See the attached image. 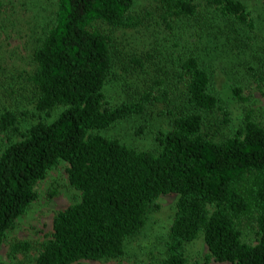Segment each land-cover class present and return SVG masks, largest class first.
<instances>
[{
	"label": "trees",
	"instance_id": "obj_1",
	"mask_svg": "<svg viewBox=\"0 0 264 264\" xmlns=\"http://www.w3.org/2000/svg\"><path fill=\"white\" fill-rule=\"evenodd\" d=\"M139 3L24 2L44 16L26 68L0 64V244L36 199L38 180L64 161L80 197L56 212L33 264L125 256L166 193L176 201L161 264H185L186 245L199 236L207 258L264 264V126L246 111L216 135L230 117L213 83L228 60L264 84V24L242 0ZM117 68L121 84L137 80L114 103L106 87ZM232 92L244 100L238 86ZM156 103L169 126L153 148L101 133Z\"/></svg>",
	"mask_w": 264,
	"mask_h": 264
},
{
	"label": "rangeland",
	"instance_id": "obj_2",
	"mask_svg": "<svg viewBox=\"0 0 264 264\" xmlns=\"http://www.w3.org/2000/svg\"><path fill=\"white\" fill-rule=\"evenodd\" d=\"M0 1L3 4L2 14H0V19L2 15L0 53L5 55L0 57V64L5 62L12 67L26 68L35 30L39 29V23L41 25L44 15L38 21L36 17L40 15L41 11L38 13L36 9H33L32 12H29L30 9L26 10L24 7L26 0ZM242 1L249 6L254 17L264 24V0ZM136 2L140 4L139 0ZM120 33L116 32V35L120 36ZM138 36L137 33L133 35L135 43H140ZM240 65L230 69L227 60L224 67L228 70L221 66L215 70L214 87L216 93L221 97L222 103L228 109L230 117L228 126L219 130V134H216L218 136L222 132H229L238 126L246 111H250L252 116L264 126V84H258L247 72L241 74L240 70L244 68V65L243 63ZM115 70L111 75L112 80L106 87L108 95L114 103L119 102L125 91L129 90L127 86H135L137 80V78H130L126 84H121L119 79L125 77V74L118 68ZM233 85L240 88V94L244 100L239 101L233 94ZM164 109L162 103L148 105L144 114L119 120L109 128L102 130L101 133L117 137L128 145L139 149H151L155 145L156 133L169 126ZM66 168L67 163L61 161L48 170L43 179L38 180L35 185L36 199L28 210L15 220L14 225L6 231L3 237L0 244V264H33L40 244L50 236L56 212L79 199L80 193L70 185ZM175 201V193L160 194L156 198V208L149 213L146 228L127 242L125 256L115 259H81L74 264H161L165 233L173 216ZM252 236V233L246 235L248 238ZM19 241L28 242L31 247L26 252L14 253L11 246ZM206 253L205 242L202 236H199L186 245L187 260L185 264H232L229 261L207 258Z\"/></svg>",
	"mask_w": 264,
	"mask_h": 264
}]
</instances>
